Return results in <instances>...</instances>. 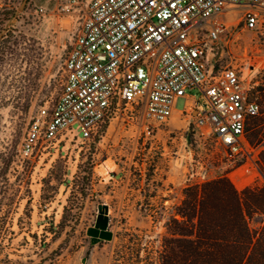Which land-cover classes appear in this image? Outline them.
Masks as SVG:
<instances>
[{"label": "rangeland", "instance_id": "374dc122", "mask_svg": "<svg viewBox=\"0 0 264 264\" xmlns=\"http://www.w3.org/2000/svg\"><path fill=\"white\" fill-rule=\"evenodd\" d=\"M36 5L47 6L45 16L30 14ZM241 18V12L228 17L235 32ZM81 22L47 0H0V257L37 263L42 249L36 234L38 242L46 236L47 253L61 252L59 264H111L129 234L144 241L167 235L168 221L179 218L185 188L219 179L235 188L245 207L247 194H260L264 210V191L251 185L237 189L229 179L236 166L211 138L195 137L192 119L177 113L151 138L126 114L106 122L94 139L21 157L20 144L37 109L53 104L61 92L63 62ZM240 37L231 45L233 54L241 57L246 49L262 77L264 34L244 31ZM215 58L229 61L220 50ZM253 93L262 105L261 116L251 123L255 142L264 130V86ZM185 101L176 102V112ZM260 160L264 171V154ZM248 212V227L258 236L264 214Z\"/></svg>", "mask_w": 264, "mask_h": 264}, {"label": "built area", "instance_id": "2783aa9c", "mask_svg": "<svg viewBox=\"0 0 264 264\" xmlns=\"http://www.w3.org/2000/svg\"><path fill=\"white\" fill-rule=\"evenodd\" d=\"M47 2L82 22L63 62L61 92L37 109L20 144L22 158L94 139L106 122L126 114L151 138L177 113L192 119L195 137L211 138L236 166L229 179L237 189L264 190V130L250 139L251 123L262 114L253 91L264 86V65L260 77L247 50L236 57L231 47L244 31L264 34V0ZM47 12L36 5L30 14ZM236 12L242 13L237 32L228 24ZM217 50L229 61L217 60ZM181 98L184 109L176 112Z\"/></svg>", "mask_w": 264, "mask_h": 264}, {"label": "trees", "instance_id": "16d2710c", "mask_svg": "<svg viewBox=\"0 0 264 264\" xmlns=\"http://www.w3.org/2000/svg\"><path fill=\"white\" fill-rule=\"evenodd\" d=\"M85 166L90 178L93 160L89 158ZM246 203L248 210L240 194L223 179L189 186L177 208L179 218L174 215L167 223V235L144 241L139 234H129L116 249L111 264H264V226L256 236L246 219L249 210L264 214L262 197L249 193ZM3 224L0 219V230ZM32 237L42 249L37 263L14 261L5 255L0 264H59L61 252L47 253L46 236L40 242L36 234ZM2 248L0 244V255Z\"/></svg>", "mask_w": 264, "mask_h": 264}]
</instances>
